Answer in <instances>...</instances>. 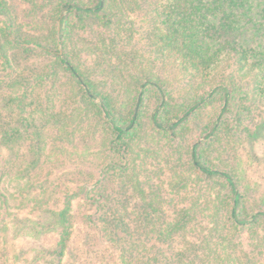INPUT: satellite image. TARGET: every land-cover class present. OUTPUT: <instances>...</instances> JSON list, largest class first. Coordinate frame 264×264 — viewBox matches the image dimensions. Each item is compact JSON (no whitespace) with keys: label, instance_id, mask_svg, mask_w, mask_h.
Listing matches in <instances>:
<instances>
[{"label":"trees","instance_id":"trees-1","mask_svg":"<svg viewBox=\"0 0 264 264\" xmlns=\"http://www.w3.org/2000/svg\"><path fill=\"white\" fill-rule=\"evenodd\" d=\"M13 1L0 264H94L78 232L109 248L97 264H248L237 233L264 210L234 155L264 126V0Z\"/></svg>","mask_w":264,"mask_h":264},{"label":"rangeland","instance_id":"rangeland-1","mask_svg":"<svg viewBox=\"0 0 264 264\" xmlns=\"http://www.w3.org/2000/svg\"><path fill=\"white\" fill-rule=\"evenodd\" d=\"M13 3L16 8L21 11H23V9L26 7L25 2L20 0H14ZM207 112L212 113L213 109H208ZM231 118L232 117H230V119ZM230 119H225V121H229V126L232 125V123H230ZM187 128V132L183 134L184 140L182 144L184 145V150L188 149L191 142L196 139V130H189L190 127ZM235 149L237 150L234 155L236 162L241 163L242 170L240 174L242 176V183L244 186L249 187L248 190L250 195L248 194L246 199L247 210L249 213L257 209L264 210V126L257 133L254 139L243 140L237 145V148L235 146ZM184 153L185 151L182 152L183 155ZM178 162L180 161L178 160ZM166 172L168 174L170 173L169 168H167ZM81 227L82 226H79V230ZM263 233L264 231L261 226H247L241 230L240 233L239 231L237 233L239 235L236 240L237 242H241L239 248H241L242 254L245 252V259L247 260L246 262L248 264H264V245L258 240V237H261ZM53 240L54 236H48L46 239H44V241L48 244ZM20 243L24 244V242ZM73 246H75L77 250H82V256L86 257V260H92L94 264H97L100 259H104L109 255V248L106 246V244L98 242L96 243L97 249L94 248V251L90 250V253L87 256L84 253V237L82 234L80 235L79 232L74 237Z\"/></svg>","mask_w":264,"mask_h":264}]
</instances>
